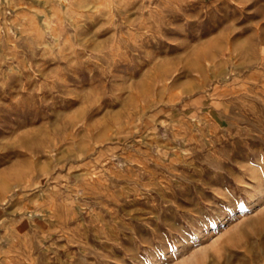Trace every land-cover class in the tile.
Here are the masks:
<instances>
[{
  "label": "rangeland",
  "instance_id": "1",
  "mask_svg": "<svg viewBox=\"0 0 264 264\" xmlns=\"http://www.w3.org/2000/svg\"><path fill=\"white\" fill-rule=\"evenodd\" d=\"M0 264H264V0H0Z\"/></svg>",
  "mask_w": 264,
  "mask_h": 264
}]
</instances>
